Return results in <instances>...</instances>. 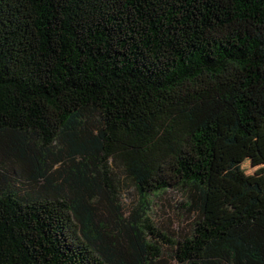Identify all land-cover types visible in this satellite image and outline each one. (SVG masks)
I'll return each instance as SVG.
<instances>
[{
	"label": "trees",
	"instance_id": "1",
	"mask_svg": "<svg viewBox=\"0 0 264 264\" xmlns=\"http://www.w3.org/2000/svg\"><path fill=\"white\" fill-rule=\"evenodd\" d=\"M249 142L264 159V0H0V264H264Z\"/></svg>",
	"mask_w": 264,
	"mask_h": 264
},
{
	"label": "rangeland",
	"instance_id": "2",
	"mask_svg": "<svg viewBox=\"0 0 264 264\" xmlns=\"http://www.w3.org/2000/svg\"><path fill=\"white\" fill-rule=\"evenodd\" d=\"M239 150L243 151L241 159V176L243 179L252 183H258L260 188L264 186V159L263 154L257 148L255 142L243 143L239 146ZM8 170H11L8 167ZM221 171H223L221 169ZM220 171V172H221ZM10 175H13L9 172ZM221 174V173H220ZM18 177L17 174L14 175ZM22 179V178H20ZM220 180V179H219ZM19 183V182H18ZM20 184V183H19ZM122 188L123 210L129 208L131 202L135 199V194L128 183H125ZM217 185L221 186L223 199L221 208L223 211L233 213L236 210V205L240 202V198L237 199L238 191L234 189L230 184L225 183V180H220ZM250 197H261L257 192H249ZM180 195L169 191L168 193L158 194L151 196V212L150 217L152 220L162 226L166 231L178 230L183 225V216L177 208V202ZM217 199V198H215ZM218 201V200H216ZM245 201V199H243ZM219 208V207H218ZM225 215V214H223Z\"/></svg>",
	"mask_w": 264,
	"mask_h": 264
}]
</instances>
